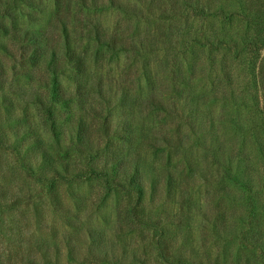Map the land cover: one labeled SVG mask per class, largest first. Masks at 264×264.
Returning <instances> with one entry per match:
<instances>
[{
  "label": "rangeland",
  "instance_id": "1",
  "mask_svg": "<svg viewBox=\"0 0 264 264\" xmlns=\"http://www.w3.org/2000/svg\"><path fill=\"white\" fill-rule=\"evenodd\" d=\"M213 1L228 5L225 1ZM122 2L127 6L125 11L108 6V0H83L81 7L77 6L76 0H0V41L7 44L9 50H0V59L7 67L14 66L13 74L8 73L7 82L13 86L9 91L11 108L33 123L35 132L44 139L51 162L61 175L79 174L69 179L55 176V189L44 194L42 185L31 181L19 162L0 147V182L11 188V198L19 196L21 200L17 207L9 210L3 205L5 200L0 192V247H5L6 232L10 231L8 234L12 239V228L22 223H27L30 230L45 232L46 237L54 241L59 240L62 232L80 233L90 225L100 230V240L92 243L87 239L84 240L86 245H76L74 259L77 261L68 260L62 247L60 264H263L261 250L264 251V245L260 246L256 239H264V213L260 211L254 215L255 210L249 212L245 204L248 192L242 189L240 177L239 182L224 178V172H219L207 160L203 144L195 140L192 131L178 116L181 101L176 100L172 86L173 81H183L186 83L184 88L193 86L209 91L212 88L207 78L210 60L215 58V68H218L219 58L225 56L219 54L225 51L221 44L210 54L207 47L193 48L191 36L201 32L209 37L229 32L244 35L251 23L237 19L230 22L227 14L217 17L209 16L205 10L194 12L191 8L196 0ZM202 2L200 0L199 5H203ZM245 2L249 5L250 0ZM252 6L259 10L254 35L257 47L255 51L252 46L240 49L239 68L244 98L257 104L256 115L252 110H247V114L256 117L254 126H257L258 135L246 131V138L239 142L243 141L245 147L254 150L255 140L259 138L263 151H256V156L262 173L264 0H254ZM90 24L105 29L121 42L122 49L99 47L92 38L94 31L89 29ZM4 26L7 30L28 27L42 31L55 45L58 56L62 53L59 44L62 29L66 28L74 41L72 44L85 58L84 77L92 86L84 89L82 98L74 97L72 72L66 69L60 75L63 90L73 98L68 106L70 113L63 116L64 121H59L62 124L59 139L48 132L42 110L35 104L24 102L14 91L16 86L34 85L40 68L24 62L26 54L17 51L19 46L8 39L3 32ZM252 28L253 25L247 33L252 32ZM12 52L14 57L9 55ZM28 75L33 76L31 82L26 80ZM218 77L221 84L228 79L223 70L218 72ZM100 78L104 79L102 93L108 96L106 102L97 96L99 89L95 85ZM251 92L254 93L253 100ZM122 94L126 97L119 104ZM223 102L220 100L210 106L212 117L216 115L224 120L227 113L231 114L232 110L225 113L226 108L220 107ZM164 107L166 110L162 109ZM79 114L88 126L90 151L73 143L72 121ZM243 116L246 118L247 115ZM103 118L108 136L101 129ZM130 118L134 128L122 130L121 123ZM225 125V122L221 123V130ZM134 149L141 156L146 188V178L151 174L160 175L164 170L179 178L187 175L188 168H193L194 172L203 168L208 180H198L201 184L198 192H192L196 187L188 189L190 201L182 210L177 202L166 201L163 183L159 180L155 200L150 202L147 195L144 205L130 212L128 206L134 202V197L128 198L114 184L107 186L103 175L109 177L111 173L113 177L112 166L106 160L108 155L116 150L125 153ZM259 187L262 202L263 182L259 181ZM73 198L80 200V206L74 205ZM199 203L205 204V213L209 215L205 216L206 219L198 214ZM181 212L184 215L182 224L176 225L173 216H179ZM215 219L216 225L213 224ZM97 243H100L98 249L93 247Z\"/></svg>",
  "mask_w": 264,
  "mask_h": 264
},
{
  "label": "trees",
  "instance_id": "2",
  "mask_svg": "<svg viewBox=\"0 0 264 264\" xmlns=\"http://www.w3.org/2000/svg\"><path fill=\"white\" fill-rule=\"evenodd\" d=\"M82 1L76 0L77 6H80ZM202 1L203 5H199L200 0H196L191 9L197 13L205 10L209 16L218 17L227 14V19L230 22L233 19H237L240 22H249L253 25L252 32L247 33L251 28L250 25L244 32V35L229 32L209 37L201 32L191 36L190 41L193 43V48L197 47V49H200V47H207L210 54L212 52L211 50L216 51L221 44L225 51L219 54L225 56L222 59L219 58L218 68H215V58L210 60L212 62L209 63L210 71L208 73L209 75H207L208 82L212 85V88L209 90L210 93H208V90L197 89L193 86L184 88L186 83L183 81L180 83L173 81L172 86L176 100L181 101L180 109L178 110L177 106L174 109H177L178 116L182 117V123L192 131L195 140L201 141L203 144L202 147L207 151V160L219 172H224L223 177L225 176L224 178L227 177L235 182H239L238 177L241 178L243 184L242 189L248 192L245 204L248 206L249 212L252 213L255 210L252 213L254 215L260 213V211L264 213V201L260 198L263 203L260 202V195L258 193V188L261 189L259 187V181L263 182L264 185V170L260 173L262 166L259 165L258 155L256 156V151H263V145H261L262 143L258 136L254 144L256 146L255 151L252 148L245 147L243 142L244 138H246V131H252V133L258 135V132L255 130L257 126H254L256 117H248L247 114V110H252L253 115H256L257 104L255 101L249 102L248 99L244 98L245 95H243L240 83L239 68L241 61L240 49L243 46H252V49L255 51V47H257V40H255L254 35L257 23V18L255 17H257L259 10L252 6L254 0H250L249 5H246L245 0L244 2L243 0H221L228 3V5L213 0ZM107 4L122 11H125L124 9L127 7L122 0H108ZM94 25H91L89 29L93 28L94 34L92 38L99 47L117 51L122 49L121 42L115 40L101 26ZM12 28L11 30H7L6 26H4L3 32L7 34L8 39L13 44L19 46L17 51L26 54L24 60L26 64L30 63L32 66L40 68V73L37 76L38 80L34 85L28 87L16 86L14 91L24 102L35 104L42 110V118L48 126V132L55 139H59L62 125L59 121H64L65 117L63 116L70 113L68 106L73 98L63 90L60 75H63L66 69L72 72L71 78L74 81V97L77 99L82 98L84 89L92 86L88 84L84 77L86 68L85 58L77 51L74 44H72L74 41L70 39L68 29L66 28L62 29V36H60L62 40L59 44L62 45V53L59 56L57 55L55 45H52L46 39L42 31L28 27ZM0 50L5 52L9 51L7 44L0 41ZM9 55L11 57L15 56L14 52ZM182 57L186 58L185 56ZM224 57L227 61H224ZM222 63L224 64L222 65ZM222 70L228 78L225 84H221L220 78L218 77V72ZM13 72L14 66L7 67L0 59V110H4V112H0V147H3L2 149L5 153L7 152L12 155V158H15L16 162H19V165L28 172V178L31 181L42 185L45 194L55 189V176L69 179L70 176L77 177L79 174L74 172L70 173V176L61 175L58 172L59 169L51 162L49 150L44 143V139L35 132L33 123L28 118L17 115L12 110V100L9 91L13 86H11L10 82L9 84L7 82L9 80L8 73L13 74ZM25 77L26 80L32 81V75ZM103 82L104 79H98L95 88L99 89L97 92L98 99L106 102L108 101V96L102 93ZM250 95L253 100L254 93L251 92ZM125 97V94L121 95L119 104ZM220 100L224 101V104H220V107L226 108L224 112L226 113L228 110H232L231 114L233 116L227 113V118L224 120L218 118L216 115H213L214 118L212 117L210 106L213 103L220 102ZM56 107L64 110L60 111ZM162 109L166 110L165 107ZM241 111L247 115L246 118H242L244 116ZM101 121L102 132L105 136H108L109 134L105 132L107 126L104 118ZM222 122H225L226 125L221 130L220 125ZM72 125L71 134L74 138L73 143L78 144L82 148L85 147L90 151L89 145L91 144V139L87 132L88 126L82 114L77 115L73 119ZM121 126L122 130L129 131L130 127L134 128L133 120L131 118L124 120ZM128 135L130 136V134ZM241 139L243 141L239 142ZM132 151L121 153L116 150L114 153L108 155L106 160L112 166L113 177L111 173L109 177L107 174L103 175V181L107 186L110 183L114 184L117 189L119 187V190L124 191L128 198L134 197V202H131L128 206L130 212L135 207L143 206L147 195L149 196L150 202L155 200L159 180L163 183L166 201L171 203L177 202L181 205V210L184 205L188 207V201H190L188 189L196 187L192 192H198L199 190L197 188L201 186L198 180L205 182L208 180L205 173L206 169L204 170L203 168H198L196 172H194L193 168H188L187 175L179 178L174 177L168 170H164L160 175L151 174L147 178L145 177L148 184L146 188L144 182L145 173L141 166L140 153L135 149ZM249 155H253V157L250 158ZM252 160L253 163L251 165L250 161ZM263 160L264 156L262 157ZM250 168H252L251 171ZM117 175H119V178L116 177ZM217 178H220V176L217 175ZM191 181H193V184H191ZM254 183H256V187L251 186ZM221 189L222 187H220ZM0 192L5 200L3 205L9 210L17 207L21 203L19 196H13L14 198H11L13 195L11 188L6 184L4 185L3 182H0ZM73 201L75 202L74 205L77 207L80 206V200L78 198L76 200L73 198ZM198 205L200 209L198 214L202 219L206 215V217H209L204 210L205 204L199 203ZM215 211L216 209L214 213ZM173 217L175 221L177 220L176 225L182 224V217L184 218L182 212L179 216L175 215ZM22 218L23 216L20 217V222ZM215 222L216 219L213 221L214 225H216ZM169 223H173V220H169ZM28 227L27 223H22V225H15L12 230L10 228L11 231H14L12 239L10 238V234H8L10 231L6 232L5 247H0V264H60L63 252L62 247L66 250L64 256L68 260L77 261V259H74L76 256V245H86L84 240L87 239L95 243L101 238L100 230L90 225L85 226L84 231L80 233L78 231L62 232L57 241L48 239L45 232L30 230ZM256 242L260 246L264 245V239L262 240V237L256 239ZM94 246L98 249L100 243L93 244ZM261 252H263L261 262L264 264V251L261 250Z\"/></svg>",
  "mask_w": 264,
  "mask_h": 264
}]
</instances>
